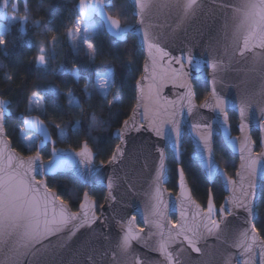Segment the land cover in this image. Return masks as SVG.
Listing matches in <instances>:
<instances>
[{"label": "water", "instance_id": "1", "mask_svg": "<svg viewBox=\"0 0 264 264\" xmlns=\"http://www.w3.org/2000/svg\"><path fill=\"white\" fill-rule=\"evenodd\" d=\"M112 2L78 0L75 11L81 22L99 20L103 31L117 42H123L127 35H132L142 52L140 75L133 87L134 104L126 119L112 133L117 141L115 147L119 145L120 149L116 162L104 165L95 163V154L85 142L77 150L56 146L46 125L34 114L21 117L22 129L37 137L35 152L22 156L12 148L6 137L4 122L10 115V103L0 97V172L3 173L0 175V185H8L7 177L13 172H19L27 185L35 186L43 192L46 177L68 174L88 189L99 187L104 191L102 204L96 209L94 203L93 210L99 219L92 227L80 228L70 239L68 229L48 237L21 257L19 264H136L138 258L143 264H167L160 252L153 250L158 248L161 235L154 226L145 223V216L157 188L155 176L161 160L157 149H160L164 166L159 188L167 219L181 223L180 213L184 211L188 222H192L197 203L192 198L180 167V148L184 134L191 144L190 159L199 167L208 184L215 179L219 180L225 197L218 206L214 205L215 215L212 218L221 221L217 233L209 235L205 231L196 245L200 252L192 251L182 236L177 237L169 246L174 257L173 264H264V241L260 236L248 238L251 237V227L257 217L259 186L264 183V131L260 128L264 115L254 105L249 109L248 117L242 121L236 110L238 97L242 94L252 95L256 102L264 101V60L256 59L257 54H264V50L253 47L241 54L243 38L233 43V8L239 7L242 0H197L195 13L184 20L179 29L177 24L180 23L182 11L180 4L174 0H151L148 7L143 9L144 0H126L131 7L134 22L124 26L108 14L107 9ZM19 3L26 9L27 0H0V23L6 22L9 12H18ZM150 45L163 48L169 55L161 60L158 52ZM213 59L219 64L215 71L209 67ZM177 60L180 62L177 63ZM41 64L37 61V65ZM213 79L216 80L217 93L226 101L223 112L206 106L215 102L211 99ZM193 82L206 85L208 100L205 97L199 103L195 101ZM150 85L154 86L156 99L165 109L162 138L148 130L146 115L151 117V108L154 107L145 98ZM228 112H232L236 118V135L230 133ZM125 121L130 124L129 128L141 123L144 127L139 132L131 129L128 131L124 129ZM252 130L258 132V151L255 152V146L250 142L241 151V143L246 138L252 141ZM215 137H220L223 146L237 161L231 177L236 181L237 189L241 182L237 172L243 174L242 165L249 158L250 151L256 160V171L251 177L255 184V195L250 205L248 208H232V214L223 218L220 205L223 204V210L228 212V200L234 193L233 185L229 184L224 170L214 158ZM46 145L49 146V156L43 160L40 151ZM166 150H169L176 163L174 194L165 188ZM36 179L44 183L36 184ZM109 180H114L112 189L107 186ZM12 187H16L15 182ZM85 193H82L76 211L67 208L69 214H80L79 205ZM2 194L7 201L9 188L4 187ZM55 205L64 208L59 200H55ZM206 207L207 201L204 208L200 206L201 215ZM133 217V232L139 229L143 231L139 232L137 239L131 241L129 251L123 253L118 245ZM46 219L52 217L41 216L39 223L43 224ZM168 231L165 221V232ZM241 233L246 234L245 242L237 247ZM7 252V247L0 251V261L5 260Z\"/></svg>", "mask_w": 264, "mask_h": 264}, {"label": "trees", "instance_id": "2", "mask_svg": "<svg viewBox=\"0 0 264 264\" xmlns=\"http://www.w3.org/2000/svg\"><path fill=\"white\" fill-rule=\"evenodd\" d=\"M78 0H27L26 9L18 4L13 14L24 19L23 33L20 22L9 26L0 35V97L9 101L10 115L4 130L12 148L27 156L35 152V140L26 145L21 117L37 115L46 125L56 146L77 150L82 142L95 154L94 162L107 161L117 141L112 133L128 116L134 104V83L140 75L142 52L135 38L127 35L117 42L100 30L88 37L93 45L89 58L82 43L75 44L72 26L77 19L75 4ZM120 25H131L134 17L126 0H113L107 9ZM53 37H55L53 39ZM43 46L44 62L37 65L36 56ZM45 66V67H44ZM110 71L112 80L106 97L102 98L95 86V75ZM197 103L207 95L204 83L193 82ZM114 101V102H112ZM38 102V109L34 106ZM231 135L236 134V119L228 115ZM255 141V135L251 133ZM180 167L194 201L204 208L211 195L218 206L225 194L218 179L208 184L199 167L190 159L192 151L187 137L181 143ZM213 155L218 165L232 176L236 159L223 146L220 137L214 138ZM47 160L48 146L40 151ZM167 182L165 188L175 193L176 163L165 151ZM46 185L76 211L83 192L94 198L96 209L102 204L104 191L99 187L88 189L71 175L56 174L46 177ZM257 217L253 224L264 241V184H260L256 204Z\"/></svg>", "mask_w": 264, "mask_h": 264}, {"label": "snow or ice", "instance_id": "3", "mask_svg": "<svg viewBox=\"0 0 264 264\" xmlns=\"http://www.w3.org/2000/svg\"><path fill=\"white\" fill-rule=\"evenodd\" d=\"M151 0H144L143 8H147ZM175 3L181 6V20L177 24V29L182 26L184 20L192 16L197 8V0H186V2L181 3L180 0H174ZM233 19L235 22V31L232 33L233 43H236L240 38H243V48L241 49V54L245 50H251L253 47L260 48L264 50V0H242L239 7L233 8ZM118 23V22H117ZM78 31V29H77ZM55 37H53L54 39ZM4 40L0 39V44H3ZM89 49L93 48V45L89 42H85ZM158 52L161 60L164 59L169 53L163 48L157 45H150ZM44 51L43 47L40 48V53ZM191 55L189 51V56ZM257 60H264V54H257ZM36 60L40 63L44 62V56L38 54ZM180 61L177 60V63ZM264 66V65H262ZM210 69L215 71L219 64L213 59L209 63ZM213 88L211 92V99L215 102L208 107L218 108L221 112L224 111L226 101L225 99L217 93L215 89L216 80L213 79ZM100 86H104V81L99 82ZM154 107L151 108L152 115L148 117L146 115V120L148 123V130L153 133V135L162 138L163 128L165 123L164 112L159 101L156 99V93L154 86L150 85L147 90V96L145 97ZM208 100V97L205 98ZM258 108L261 115H264V101L256 102L252 95L242 94L238 97V103L236 104V110L238 112L239 118L244 121L248 117V111L253 106ZM170 122V121H169ZM227 122V121H226ZM125 130L131 129L139 132L144 124L131 125L129 128L128 121H125ZM261 131H264V120L260 122ZM123 133V132H122ZM250 142L255 144V141H248L247 138L241 143V151L247 148V143ZM14 151V150H13ZM161 154L160 165L156 170L155 183L157 185L155 194L151 197L153 203L150 204L148 208L147 215L145 216V223L154 226L161 235V242L157 249L160 254L167 261V264H173V254L169 250L171 243L175 242L177 237H183L184 242L191 247L192 251L200 252V248L196 245L203 238L205 231L207 234H216L220 227V222L213 219L215 215L214 212V202L209 194L207 200V207L204 209V214L201 215L200 205L195 204V202L190 201V203L195 204L196 212L193 214L192 222L189 223L187 220L186 213L182 211L180 213L183 222L177 223L167 219L165 205L160 195L159 183L163 175V152L157 149ZM120 152L119 145L113 150V154L108 157L107 161H101V165L109 162H116L117 153ZM243 174L238 171L237 175L241 177L240 187L237 189L235 187L236 181H234L230 176L225 173L228 178L229 184L233 185V196L229 198L228 203L230 205V210L225 212L224 205H220V215L221 217H226L231 215L232 208H248L251 203V198L254 197L255 184L251 177L256 171V160L252 158L251 151L249 158L246 159L242 165ZM0 175H3L0 172ZM181 179H183V174L181 173ZM8 185H0V251L7 247L8 252L6 258L0 261V264H19L21 257L26 255L35 245L40 244L42 241L48 237L55 236L58 233L63 232L68 229L69 239L79 231L80 228L85 226L92 227L99 219L94 212V198L89 196L87 193L84 194V199L81 200L79 205L80 214L67 212L69 207L66 201L59 196H55L53 189L44 185V191L41 192L39 188L35 186L27 185L19 172H13L8 177ZM16 184V187L12 185ZM36 184L44 183L36 179ZM247 185V187H245ZM108 188L112 189L114 187V180H109ZM9 188V196L7 201H5L3 196V188ZM237 191L239 194L237 195ZM111 199H115L114 196L109 193ZM55 200H59L63 209L57 208L55 205ZM250 211V209H249ZM51 216L52 219H46L43 224L39 223L40 217ZM135 221V217L128 222L127 231H125L124 236L119 242V249L123 253H127L131 248V241L137 239L139 232L143 229H139L136 233L132 230V223ZM165 221L167 222V227L169 231L165 232ZM75 222V223H74ZM123 229V225L121 226ZM171 230H175L174 232ZM246 238L245 233H241V239L237 244L240 247L244 244ZM248 238H259V229L255 224L251 227V237ZM136 264H143V262L138 258Z\"/></svg>", "mask_w": 264, "mask_h": 264}, {"label": "rangeland", "instance_id": "4", "mask_svg": "<svg viewBox=\"0 0 264 264\" xmlns=\"http://www.w3.org/2000/svg\"><path fill=\"white\" fill-rule=\"evenodd\" d=\"M16 22H20V31L23 33V24H24V19L22 18H18L16 16H14L13 14H8L6 22L5 23H0V35H2L3 33L7 32L9 29V26L13 23ZM78 29V31H77ZM102 29V25L100 23L99 20L97 19H93L89 22H81L78 20V18L74 21L73 26H72V31L73 34L76 36V41L75 44L77 43H82L87 56L90 58L92 55V49H89V47L87 46V44L85 43L86 41L88 42V37ZM43 47V46H42ZM41 48V47H40ZM40 48L38 50V54L44 55L45 49L42 53H40ZM37 61V60H36ZM45 67V66H44ZM103 80L104 81V86L101 87L99 82ZM112 80V76L110 71H106V72H99L95 75V86L96 89L98 91V93L101 95L102 98L106 97V93L107 90L110 86ZM114 102V101H112ZM35 109H38V102H36V105L34 106ZM24 131V130H23ZM25 132V131H24ZM36 136L33 135L32 133L29 132H25L24 136H23V140L24 143L26 145L31 144ZM37 138V137H36ZM37 142V140H35V143ZM173 218V217H172Z\"/></svg>", "mask_w": 264, "mask_h": 264}, {"label": "flooded vegetation", "instance_id": "5", "mask_svg": "<svg viewBox=\"0 0 264 264\" xmlns=\"http://www.w3.org/2000/svg\"><path fill=\"white\" fill-rule=\"evenodd\" d=\"M229 114H232L233 116H234V114L232 113V112H228V115ZM235 117V116H234ZM236 119V118H235ZM251 133H253L254 135H255V144H254V146H255V152H257L258 151V149H259V147H258V132L256 131V130H252L251 131ZM251 133H250V136H251ZM236 134H237V132H236ZM236 134H234V135H236ZM251 140H252V138H251ZM253 141V140H252ZM46 146H48V145H46ZM45 146V147H46ZM48 153H49V146H48ZM236 163H237V161H236ZM235 168H236V166H235ZM235 171V170H234ZM233 174H234V172H233ZM233 174H232V176H230V177H233ZM261 184H264V183H261ZM260 187V186H259ZM259 192V191H258ZM225 197V196H224Z\"/></svg>", "mask_w": 264, "mask_h": 264}]
</instances>
